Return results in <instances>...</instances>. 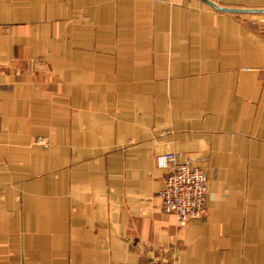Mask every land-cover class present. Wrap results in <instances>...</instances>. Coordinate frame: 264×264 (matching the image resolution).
<instances>
[{"label": "crops", "instance_id": "obj_1", "mask_svg": "<svg viewBox=\"0 0 264 264\" xmlns=\"http://www.w3.org/2000/svg\"><path fill=\"white\" fill-rule=\"evenodd\" d=\"M168 149L207 179L184 225L157 196ZM149 257L264 264V12L0 0V264Z\"/></svg>", "mask_w": 264, "mask_h": 264}, {"label": "built area", "instance_id": "obj_2", "mask_svg": "<svg viewBox=\"0 0 264 264\" xmlns=\"http://www.w3.org/2000/svg\"><path fill=\"white\" fill-rule=\"evenodd\" d=\"M45 143L42 139H35ZM186 153L168 149L156 158L159 168L167 169L164 187L157 193L163 212L175 215L177 222L184 225L189 220L201 217L205 212L208 184L205 173ZM122 264H174L170 260L149 257L142 262Z\"/></svg>", "mask_w": 264, "mask_h": 264}, {"label": "water", "instance_id": "obj_3", "mask_svg": "<svg viewBox=\"0 0 264 264\" xmlns=\"http://www.w3.org/2000/svg\"><path fill=\"white\" fill-rule=\"evenodd\" d=\"M208 2L210 5H212L214 8L221 10V11H228V12H264V9H243V8H226V7H221L209 0H205Z\"/></svg>", "mask_w": 264, "mask_h": 264}, {"label": "rangeland", "instance_id": "obj_4", "mask_svg": "<svg viewBox=\"0 0 264 264\" xmlns=\"http://www.w3.org/2000/svg\"><path fill=\"white\" fill-rule=\"evenodd\" d=\"M38 139H40V138H38Z\"/></svg>", "mask_w": 264, "mask_h": 264}]
</instances>
